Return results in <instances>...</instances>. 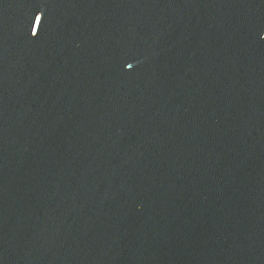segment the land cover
<instances>
[{"label": "water", "instance_id": "obj_1", "mask_svg": "<svg viewBox=\"0 0 264 264\" xmlns=\"http://www.w3.org/2000/svg\"><path fill=\"white\" fill-rule=\"evenodd\" d=\"M0 264H264V0H0Z\"/></svg>", "mask_w": 264, "mask_h": 264}]
</instances>
